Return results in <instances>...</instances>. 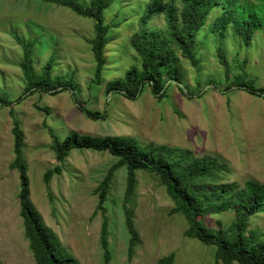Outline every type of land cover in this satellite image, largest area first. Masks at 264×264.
Wrapping results in <instances>:
<instances>
[{
  "label": "rangeland",
  "instance_id": "1",
  "mask_svg": "<svg viewBox=\"0 0 264 264\" xmlns=\"http://www.w3.org/2000/svg\"><path fill=\"white\" fill-rule=\"evenodd\" d=\"M76 1L86 5L89 0ZM149 1L113 0L104 10L103 23L111 39L104 48L102 81L97 83L92 80L94 60L87 42L95 34L92 18L45 0H0V95L12 100L0 108V264H35L19 214V172L10 167L15 158L11 112L24 136L30 199L67 253L81 264H155L170 253L172 264H223L216 263L213 245L185 236L186 219L170 211L174 203L164 186L143 170L136 171L133 220L138 241L130 254L122 208L125 168L115 172L104 203L109 231L106 259L100 245L103 215L96 211L94 189L116 161L107 151L72 149L61 172L49 182L43 179L44 172L58 164L50 147L51 127L61 138L72 131L129 135L144 145L213 155L227 166L225 181L264 182V92L254 95L231 84L247 80L257 89L264 87V27L258 26L245 42L230 24L211 27L220 14L216 7L194 36L197 64L182 59L179 81L164 84L171 83L163 98L149 86L135 97L106 90L108 81L122 77L130 65H139L130 35L166 25L164 6L169 0H156L159 7L147 24L139 22ZM177 5L181 7L180 2ZM19 40L32 43L30 64L36 73L52 59V73L63 75L75 90H26ZM86 109L102 115H90ZM218 220L230 223L231 212L205 217V223L215 228ZM249 228L264 235V213L251 216Z\"/></svg>",
  "mask_w": 264,
  "mask_h": 264
},
{
  "label": "trees",
  "instance_id": "2",
  "mask_svg": "<svg viewBox=\"0 0 264 264\" xmlns=\"http://www.w3.org/2000/svg\"><path fill=\"white\" fill-rule=\"evenodd\" d=\"M45 1L66 6L78 15L94 20L95 34L88 38L87 42L94 60L92 80L100 83L106 65L104 48L111 39L106 34L107 25L103 23V12L113 0H89L86 5L76 0ZM177 2L181 3V7H178ZM158 7L156 0L146 3L139 22L145 26ZM216 7L220 9V14L214 19L211 27L230 24L234 33L241 36L245 42H249L258 26L264 27V0H169L164 6L166 25L163 29H145L134 32L129 37V42L140 59L139 65H130L122 77L108 81L106 90L126 97H135L137 92L141 94L144 88L149 86L159 99L163 98L171 83L169 82L161 92L164 84L172 79L179 81L181 60L186 59L192 65L197 64L194 36ZM19 42L24 50V57L19 65L27 82L26 90H32V93L51 89H55V92L75 90L73 84L63 79V75L52 73V59H48L40 72L36 73L30 64L32 43L20 40ZM219 59L227 68L222 53ZM233 83L248 86L246 90L254 95H258L257 91L264 92V87L257 89L247 80L231 84ZM58 87L60 88L56 89ZM10 103L12 100L0 95V108L2 104ZM86 112L93 116L102 115L90 109H86ZM11 116L15 158L10 167L19 172V214L35 264H81L76 257L67 253L58 235L45 224L30 199L27 168L22 157L24 136L16 115L11 112ZM48 130L51 135L50 147L58 164L44 172L45 182H49L54 174L61 172L62 163L72 149L107 151L116 157V161L108 167L103 179L94 189L98 196L96 211L100 210L103 215L100 245L106 259L109 253V231L104 203L115 172L125 168L122 208L130 233V254L138 241V232L133 220L136 171L143 170L156 175L159 183L164 186L174 203L170 211L180 213L186 219L185 236L214 246L216 263L220 261L223 264H264V235L259 230L249 228V218L257 213H264V182L254 179H247L243 183L225 181V162L209 154L198 156L185 149L144 145L136 137L129 135H92L72 131L61 138L51 127ZM222 212H231L230 223L223 224L218 220L216 228L205 223L206 216ZM173 260L174 254L170 253L158 259L155 264H172Z\"/></svg>",
  "mask_w": 264,
  "mask_h": 264
},
{
  "label": "water",
  "instance_id": "3",
  "mask_svg": "<svg viewBox=\"0 0 264 264\" xmlns=\"http://www.w3.org/2000/svg\"><path fill=\"white\" fill-rule=\"evenodd\" d=\"M175 82V81H174ZM169 83V82H168ZM178 83V82H177ZM236 87V86H233V88ZM237 87L239 88H243V89H246L247 86L245 85H237ZM60 87L56 88V89H59ZM165 86L162 88L161 92L164 90ZM184 91H185V88L183 87ZM55 89H51L50 91H54ZM123 93H125L124 91H122ZM138 95V92L136 93V96ZM86 112V110H84Z\"/></svg>",
  "mask_w": 264,
  "mask_h": 264
}]
</instances>
